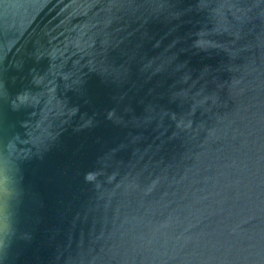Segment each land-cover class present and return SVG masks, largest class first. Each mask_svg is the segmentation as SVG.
I'll return each instance as SVG.
<instances>
[{"label":"water","instance_id":"95a60500","mask_svg":"<svg viewBox=\"0 0 264 264\" xmlns=\"http://www.w3.org/2000/svg\"><path fill=\"white\" fill-rule=\"evenodd\" d=\"M0 264H264V0H0Z\"/></svg>","mask_w":264,"mask_h":264}]
</instances>
